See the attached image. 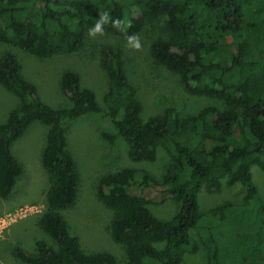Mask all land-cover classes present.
<instances>
[{"label": "trees", "instance_id": "trees-1", "mask_svg": "<svg viewBox=\"0 0 264 264\" xmlns=\"http://www.w3.org/2000/svg\"><path fill=\"white\" fill-rule=\"evenodd\" d=\"M162 18L166 35L152 42L153 58L177 73L191 94L216 104L187 115L169 105L145 118L121 54L104 50L109 77L104 101L117 132L103 136L113 144L123 138L135 163L155 162L160 149L170 157L161 180L128 166L105 174L99 183L98 196L113 212L112 238L127 252L125 262L108 251L85 250L62 213L76 204L81 180L65 126L102 111L95 90L68 70L60 86L71 105L53 107L24 77L12 52L0 58V84L20 100L0 123V198L11 195L23 173L13 144L33 122L48 126L42 163L50 186L39 226L54 242L39 240L35 251L17 246L19 260L185 264L186 254L200 247L191 235L195 230L207 248V264H264V204L252 173L254 165L264 170V0H0V43L47 58L80 51L98 22L102 31L132 37ZM223 182L245 187L244 203L202 211L200 188L218 191ZM158 184L165 185L178 208L169 220L158 219L149 208L153 201L143 195Z\"/></svg>", "mask_w": 264, "mask_h": 264}, {"label": "rangeland", "instance_id": "rangeland-1", "mask_svg": "<svg viewBox=\"0 0 264 264\" xmlns=\"http://www.w3.org/2000/svg\"><path fill=\"white\" fill-rule=\"evenodd\" d=\"M165 35V19L162 18L146 23L138 34L132 36L138 41L139 48L132 46L130 37L101 31L93 35L88 33L80 51L47 58L0 43V58L5 52H12L20 62L24 77L37 86L42 100L53 107L71 105L60 86L61 77L68 70L80 74L82 86L95 90L102 111L69 121L65 126L68 148L78 163L81 180L76 204L62 213L85 250L111 252L119 262L127 260V252L112 238L113 212L98 196L99 183L105 174L128 166L144 168L155 179L161 180L170 157L160 149L155 162L135 163L128 156V145L123 138L113 144L103 136V132H117L104 101L109 89V77L102 62L104 50L111 48L121 54L128 76L137 89L145 118L162 113L169 105H175L182 115H187L216 104L211 98L191 94L177 73L153 58L152 42ZM19 104V98L0 84V123L6 122ZM47 133L48 126L35 121L12 146L13 154L23 166V173L18 177L11 195L6 199L0 198V264H27L15 256L17 246L35 251L39 240L54 242L39 226L50 186L48 172L42 163ZM252 173L264 204V170L254 165ZM158 185L145 190L143 195L153 201L149 208L158 219L169 220L178 208L171 196L164 192L165 185ZM143 190L132 189L137 193ZM244 195L245 187L240 183L229 185L223 182L218 191L209 192L201 187L198 199L201 210L207 212L223 203L239 206L244 203ZM191 235L200 247L195 253L186 254L185 264H207V248L195 230L191 231Z\"/></svg>", "mask_w": 264, "mask_h": 264}, {"label": "clouds", "instance_id": "clouds-1", "mask_svg": "<svg viewBox=\"0 0 264 264\" xmlns=\"http://www.w3.org/2000/svg\"><path fill=\"white\" fill-rule=\"evenodd\" d=\"M101 21H102V22H106V21L104 20L103 17L101 18ZM114 23H116V22H114ZM101 31H102V30H101V26H100V23L98 22V23L95 25L94 28H91V29L89 30V35H93V34H95V33H97V32H101ZM129 41H130V43H132V46H133L134 48H139V47H140V45H139L138 41H136V38H135V37H130V38H129Z\"/></svg>", "mask_w": 264, "mask_h": 264}]
</instances>
